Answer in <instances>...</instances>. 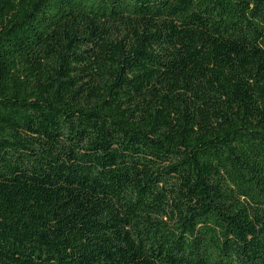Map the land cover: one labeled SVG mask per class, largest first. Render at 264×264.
<instances>
[{
	"label": "trees",
	"instance_id": "16d2710c",
	"mask_svg": "<svg viewBox=\"0 0 264 264\" xmlns=\"http://www.w3.org/2000/svg\"><path fill=\"white\" fill-rule=\"evenodd\" d=\"M0 264H264V0H0Z\"/></svg>",
	"mask_w": 264,
	"mask_h": 264
}]
</instances>
